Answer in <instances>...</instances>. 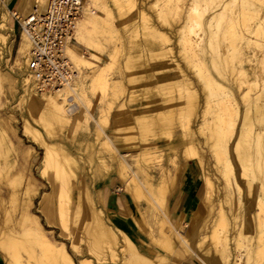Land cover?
Here are the masks:
<instances>
[{"label":"rangeland","instance_id":"obj_1","mask_svg":"<svg viewBox=\"0 0 264 264\" xmlns=\"http://www.w3.org/2000/svg\"><path fill=\"white\" fill-rule=\"evenodd\" d=\"M245 1L240 0L242 2L240 6L238 0L234 4L231 3L232 5L230 0H86V11L81 20L86 16L94 17L96 14L103 20H100L101 23L95 21L98 26L82 36H78L75 31L69 46L82 56L79 64L70 57L78 72L75 82L70 86L75 88L82 99L84 117L80 122L79 119H75L71 124H62V126L55 122L45 123L44 120H40L39 115H33L29 110L30 98L24 89L25 86H22V78L27 76L24 68L29 45L27 43V49L23 50L20 56L21 60L16 63L18 48L26 41V38L21 35V29L15 17L7 14L8 9L4 0H0V32L8 35L0 60V235L15 233L25 240L38 237L36 234L32 235L33 233L27 234L25 227L18 224L22 205L15 206L17 204L11 200L13 188L20 185V180H16L17 177L13 174L15 169L12 167L28 166L29 161H32L31 169L40 188L35 199V206L28 213H36L40 216L42 224L47 229L46 234L54 241L64 242L76 264H79L81 260L90 264H133L132 258H135V255L132 257L128 253L125 247L126 240L133 244L136 257L146 258L144 260L147 264L153 263L139 251L127 234H122L113 228L104 208L105 195L113 190L130 196L140 230L148 239V243L162 252L156 260L158 263L161 262V256L171 257L168 251L175 252L171 250L172 248L170 250L168 248L172 241L165 243L159 238L156 241L153 239L159 232L158 218L161 214L174 224L176 232L172 231L176 239L177 232L180 230L183 233L186 231L185 235L190 240L189 251L192 254L187 253L178 243L177 260H193L198 264H235L234 262L237 264L235 260L238 258L239 264H252V260L257 259L255 252L258 236V228L252 213L255 212V198L259 194L258 183L263 182L264 169L258 168L256 159L251 157L248 163V172H250L247 173V177H241V167L232 151V144L246 108L255 102L256 97L264 104V0ZM255 4H258L257 7ZM195 7L198 9L197 12L192 11ZM236 8H240L242 13L234 14L233 11ZM216 11L220 14L212 21V28L214 25L217 26H214L215 35L211 37L208 30L209 24L206 23L207 19L216 14ZM231 19L234 21L232 22ZM198 22L201 26L196 24ZM259 22L262 27L260 31L256 30ZM225 27L227 30L224 29ZM181 31L190 33L194 40L189 53L183 50V44L180 41ZM207 37L211 38L207 39ZM10 45L12 50H9ZM194 53L198 58H194ZM187 54L190 57H187ZM20 66L23 69H18ZM14 80L16 84L12 88ZM214 81L222 83L225 88L220 89L210 85V82L214 83ZM105 82L107 86H110L107 87ZM224 91L227 93L226 97L222 94ZM62 93L63 96L67 94L64 90ZM162 107L165 108L161 110ZM236 109L238 112L235 111ZM26 120L30 122L34 131L42 134L46 141L56 147L61 146L67 149L75 159L73 166L76 167L77 172V177L74 178L76 186L80 185L81 178L85 182L82 193L76 190L74 196V203L81 204L80 212H77L74 206L73 215L69 217L68 202L63 200L67 229L49 225L45 215L38 209L40 194L52 189L49 179L40 174L44 149L24 133ZM221 121L225 130L229 129L233 123L235 125L229 156L236 167L238 181L242 185V200L236 199L237 204L233 199L225 200L227 190L224 189L221 179L217 177L220 174L216 170L211 150L205 143V136L200 133L202 130L210 134L211 131H215L216 124ZM252 121V127H254L252 131L262 132L261 139L264 142V119L262 123H259L256 118ZM36 128L38 129L35 130ZM190 141L199 143V150L204 154L206 163L207 161L210 163L206 165L209 169L206 171L213 176L218 192L216 202L214 201L213 206H209L210 212L207 213L209 207L204 201L207 187L204 168H202L198 208L203 216V222H198L200 227L194 226L191 222L192 214L187 222L177 227L170 218L169 202L181 177V174H175L177 168L183 166L180 158L182 149ZM263 147L258 148L259 153L253 150L255 157L260 161L264 160ZM28 151L32 152L28 155L29 157L26 154ZM148 152H150L148 156L152 159L145 161L140 154ZM114 156L126 163L129 171L134 173L142 187L146 186L145 195L147 192L152 193L154 188L150 183L146 184L147 180H141L140 174L147 179L151 178L150 181L154 186L164 181L165 193L161 203L156 201L158 208L149 209L147 205L149 202L145 200L140 207L134 205L131 195L126 191L125 181L116 175L117 160ZM25 157L29 160L27 161ZM100 161H104L106 166L103 167ZM193 162L199 165L197 161ZM109 166L112 168L106 175ZM255 171L256 175L253 173ZM148 173H152V177ZM52 175L53 171L50 172V177ZM248 184L254 187L255 195L249 194ZM88 196L92 198L94 207L102 211L103 221L115 234L114 249L117 252L115 258L110 251L106 250L108 248L103 236L92 230L97 229L95 216L97 213L91 211L92 204ZM219 204L222 205L225 213L227 238L232 253L228 263L221 260L215 251L213 239L209 237L215 228H220V233L224 229L217 225ZM240 224L246 225L248 237L238 249L236 237ZM249 226H251L250 231H248ZM250 247L254 253L247 251ZM249 258H251L250 262ZM0 259L2 263L4 259L6 264V257L2 253H0ZM261 264H264V259H261Z\"/></svg>","mask_w":264,"mask_h":264},{"label":"bare ground","instance_id":"obj_2","mask_svg":"<svg viewBox=\"0 0 264 264\" xmlns=\"http://www.w3.org/2000/svg\"><path fill=\"white\" fill-rule=\"evenodd\" d=\"M236 2H237V0H230V4L231 3L234 4ZM35 3L38 4L40 11H43L45 0H33L30 12L33 10ZM240 3L242 4V2H240V0H238V5L241 6ZM257 5H256V7H257ZM224 8H226V7H224ZM222 9H223V7H222ZM222 9H221V11H222ZM192 11L197 12L198 9L195 7V8L192 9ZM223 11H224V14H225V10L224 9H223ZM255 11H256V9H255ZM233 12H234V14H237V13L241 14L242 13L240 8L239 9L236 8V10L233 11ZM219 14H220V12L217 13V11H216V14L214 13L213 16L210 19H207V23L203 19L206 24H209L208 25V27H209L208 30L210 31L211 37H212V35H215L213 33L214 26H217V25H214L213 28H212V23H213L212 21L215 20ZM91 17H87L86 16L82 20H81L82 17L80 18V20L78 21V24H77V28H76V32H77L78 36H82V35H84V33L91 32L92 29H95L96 26H98V24H96L95 21L99 22L100 20L101 21L103 20L97 14H96V16H94L92 18ZM192 18H193V16H192ZM195 18H196V15H195ZM189 19H191V17H189ZM101 21H100V23H101ZM231 21L233 22L234 19L233 20L231 19ZM261 22L257 23L256 30H258V31H260V29L262 28L261 27ZM196 24L201 26V23H199V22L196 23ZM203 25H204V23H203ZM224 29H226V27ZM209 31H206V32H209ZM22 35L26 38V41H27V42L24 41V45H23V50L25 51L27 49V43H28V45L30 47V42L28 41V38L24 34H22ZM216 35H218V34H216ZM211 37H209V38H211ZM209 38L207 37V39H209ZM7 39H8V36L6 34L0 32V60L2 59V55L4 53V51H3L4 50V45H5L6 41H7ZM180 41L183 44V50H187L186 52L189 53V50L194 45V40L192 39V36L190 35V33H186V32H182L181 31ZM68 53H69V55H68ZM66 55L69 57L70 60H71L70 57H72L76 63H78V64H79V62L81 63L82 56H80L71 47H67L66 48ZM193 55H194V58H195L196 57L195 53ZM18 57H20V56H18ZM187 57H190V55L188 56V54H187ZM196 58H198V57H196ZM203 59L205 60V58H203ZM192 60H194V59H192ZM19 69H23V68L20 66ZM99 76H101V75H99ZM184 76H187V75H184ZM101 77H103V76H101ZM22 80H23V85L22 86H25L24 89H25V91L27 92V94L29 95V98H30V101H29V110H30V112L33 115H35V114L39 115L38 117L40 118V120H44L45 123L55 122V123L61 124V125L62 124H71L73 122V120L79 119V122H80L81 118L84 117L83 114H82L83 113L82 112L83 102H82V99L78 96L79 94L76 92L74 87H71L70 85L66 86L63 89L67 93V94H65V96H63V93H62L63 90L51 91V93H49V94H46L45 93L46 91H44V92H42L43 94L39 95L29 85L30 80L28 79L27 76L26 77L24 76L22 78ZM246 81H248V80H246ZM249 82H247V83H249ZM99 83H100V80H99ZM210 83H211L210 85L216 86V87H218L220 89L225 88V86L222 83H220V82L214 81V83L213 82H210ZM243 83H245V81ZM105 84L107 86V82H105ZM109 86H107V87H109ZM12 88H13V86H12ZM222 94L225 97L227 96L226 95L227 93L225 91ZM230 95H231V93H230ZM256 98L257 99H255V102L252 103V105H250V106H248L246 108L243 120L241 121V126H240V128H238L236 130V136H235L233 144H232L233 145L232 151L236 155V160H237V162L239 164V167H241L240 176L244 177V178L247 177V175H248L247 173L250 172V171L248 172V168H249V164L248 163H249L251 157H254L256 159V166L258 168H262V170L264 169V160L260 161L258 158H256L255 157L256 154L253 151L255 149L259 153L260 151H258V148L263 147V144H264V142H262V139H261V133L262 132L261 133H259V132L256 133V130L252 131V128L254 129V127H252L253 126V121H255V120L252 121V119L256 118V120L259 123L264 119V104H262L263 102L261 103V101H259L258 97H256ZM235 111L238 112V109H236ZM250 113H252L253 117H252V115ZM227 115H226V117H228ZM211 120L213 121V119H211ZM204 122H202V123H204ZM24 124H25L24 133L28 134L30 136V138L35 143L39 144L44 149V155H43V158L41 160L40 174L43 177L49 179V181H50L49 183H50L51 189H52L49 192L45 191L44 194H40L41 200L39 202V208L38 209L41 211V213L43 215H45L46 221H47V223L49 225H51V226H61V228L63 230L67 229L66 228L67 227L66 226V211H65V208H64L63 200H67V202H68L67 213L69 214L68 215L69 217H71L73 215L72 212L74 211V206L77 209V212H80V209H81L80 205L81 204L79 205L78 203L77 204L74 203L75 202L74 201V196L76 194L75 193L76 190H78L77 191L78 193H80L82 191V188L85 186L84 185L85 182L83 181V178H81L80 179V185L78 183L79 186H76V184L74 182V178L77 177V172L75 170L76 167L74 168V166H73L74 163H75V159L70 155V153L67 151V149L65 147H61V146L56 147L51 142L46 141V139L44 137H42V134H39V132H36V131L33 130L32 126L30 125V122L28 120H26V122ZM204 124H203V126H204ZM45 125H47V124H45ZM209 126H211V125H209ZM234 126L235 125L233 123L232 126H230L229 129L225 130L224 127H223V123L221 121V122H219V124H216L217 128L215 129V131H211L210 134H207L206 132H204L202 130L200 131V133L205 136V143L208 145L209 149L211 150L210 152L212 153L213 162L215 163L216 170L220 174L217 177H219L221 179L220 181H222V183L225 186L224 189L227 190L228 194L225 193V194H227V196H226L227 198L225 197V200L230 201L231 199H233L234 203H236V201H237L236 199H238V201L242 200V196L243 195H242V185L238 181V177H237V174H236V167H235L233 161L230 159V156H229V154H231L230 153V141H231L232 135L234 133L233 132L234 131ZM12 129H13V127H12ZM37 129L38 128H36L35 130H37ZM210 129H211V127H210ZM262 130H263V128H262ZM208 131H210V130H208ZM192 134L193 133H191V135ZM262 136H263V133H262ZM29 145H31V144H29ZM256 147H257V149H256ZM263 148H262V150H263ZM199 149H200V147H199V143L198 142L195 143L194 141H190L188 144L184 145L180 156L183 158L185 163H187V162H189L191 160H193V161L195 160V161H197V163L199 164V166L201 168H204L205 184H206V187H207V191H206V195H205L204 201H205V204H208L207 207H209V206H213L212 204L214 203V201L216 202L215 199H216V196H217V192H218L217 190L218 189L216 187V183H215V180H214L213 176L211 175L210 172H208L209 169L206 167V165L210 164V163L208 161L206 163V159L204 158V154ZM31 153L32 152L28 151L26 154L28 156L29 154L31 155ZM253 153H254V155H253ZM114 154H115V152H114ZM149 154H150V152L142 153V154H140V157L143 160H145V161L148 160V159L150 161L152 158L148 156ZM263 154H264V152H263ZM28 157H25V158H27L26 159L27 161L29 160ZM114 158H116L115 160H117V166L115 167V171H116L117 175L119 177H121L122 180L125 181L126 191H128L130 193V195L132 196L134 204L136 205V207H140L141 206V202L143 200H145V201H147V203L149 202V206H152L153 209L158 208L156 202L154 204L153 201H152L153 199L151 198L152 199L151 200L150 197L148 198V196L144 194V191H143L144 189L141 186L142 184H140L138 179L135 177L134 173L132 174V172L129 171L128 166L126 165V163L119 157L117 158L116 156H114ZM138 161H139V159H138ZM100 162H101V165L103 167L106 166L104 161H100ZM32 164H33V162L29 161V165L28 166L24 165L23 167L22 166L21 167H16V166L12 167V168L15 169V173H13V174H14V176L17 177L16 180H18V179L20 180V185L13 188V192H12V196L13 197H12L11 200H12L13 203L17 204L15 206L22 205V213H21V217H20V219L18 221V224L23 226V227H25L27 234L33 233L32 235L36 234L38 237L37 238L35 237V238L31 239V240H25V238L23 239L20 236H17L18 234L16 235L15 233H3L2 235H0V253H2L6 257V264H76L73 261L70 253L66 249L65 243L64 242L54 241L46 234V230L47 229L42 224V222L40 220V216L38 214H36V213H31V214L28 213L31 210V208L33 206H35V199L37 198V196L39 194V188H40V186L37 184L38 180L34 176V173H33L32 169H31ZM111 168H112V166L108 167L106 175H108L109 171H111ZM206 169H208V171H206ZM83 170H84V168H83ZM250 170L252 171L254 169H250ZM51 171H53L52 177H50V172ZM145 171H143V172H145ZM218 172H217V174H218ZM253 173H255L254 175H256V171L253 172ZM148 174H150V173H148ZM261 176L263 177V175H261ZM250 179H252V178H250ZM263 182H264V179H263ZM263 182L258 183V185H259L258 186L259 194L256 195V198H255V212L252 213L253 214V218L255 219L256 226L258 228V236L256 238L257 239L256 240L257 251L255 252V254L257 256V259L256 260L255 259L252 260V264H261V259H264V183ZM147 183L148 182H146V184ZM164 186L165 185H162V187H160L159 194H158L159 196L155 197V200L157 202H159V203L162 202L161 198L164 196V193H165V187ZM249 186H250L249 189H248L249 194L255 195L256 191H255L254 187H252L251 185H249ZM147 193H149V192H147ZM88 198H89L90 203L92 204L93 202H92L91 197L88 196ZM82 205H84V203ZM92 205H94V204H92ZM65 206H67V204ZM219 207L220 208H219V216H218V219H217V221H218L217 225L220 226V227L222 226L224 229H223V232L220 233V231H219L220 228L219 229L215 228L211 232V235L209 237H211L213 239V241L215 243V251L219 254V257L221 258V260L223 262L225 261L226 263H228L229 258H231L232 253H231V250H230V247H229L230 243H228V238H227L228 234H227V229H226L227 225H226L225 213L223 211L222 205L219 204ZM16 208H18V207H16ZM82 210H84V209L82 208ZM98 210H99V212H102V211H100V209H98ZM139 210H140V208H139ZM85 212H86V210H85ZM209 212H210V207L207 210V213H209ZM82 213H83V211H82ZM85 215L87 216V214H85ZM95 216H96L97 229L100 231V234H103L104 230H105L104 229L105 225H104V223L102 221L103 219H102L101 215H99V214H96ZM155 216L157 217V214H155ZM215 217H217V216H215ZM228 218H229V216H228ZM202 220H203V216L200 214V209H196L193 212V217H192V220H191L192 224L194 226H199L198 224L200 222L202 223L203 222ZM245 221H246V219H245ZM158 222H159L158 223L159 224V227H158L159 228V232H158V235H157L158 238L162 242L165 241V243H170L172 241L170 243V245H172V247H170V245H169L168 248H169V250L172 248L171 249L172 251L175 250V245H174L173 240H172V238L174 236L173 234H175V233L172 231L173 229H172L170 223H168V221H166V219L162 218V217L158 218ZM237 222H239V221L237 220ZM235 224H237V223H235ZM237 226H239V225H237ZM250 227L251 226H249L248 231H250ZM200 230H201V228H200ZM208 230H210V229H208ZM246 231H247L246 225L245 224L244 225L240 224V228H239V231H238V234H237V237H236V242H237L236 244H237L238 249L241 248V246L243 245V241L246 240V238L248 237ZM202 232H203V230H202ZM185 233H186V231H185ZM185 233H183V232H181L179 230L177 232V239L180 242V246L183 247V249L186 250L187 253L192 254L189 251L190 250L189 247L191 245L190 244V240L187 238ZM110 234H111V238L113 240H115V243H116V237H115V234L113 233V231L110 230ZM191 236L192 235H190V237ZM204 238H205V236H204ZM234 238L235 237H233V239ZM105 240H106V244H107V248H108L106 250L110 251V253L112 254V257L115 258L117 256V252L114 249L113 242L109 241L107 238H105ZM200 240H202V238ZM124 250H126V249H124ZM247 251L249 253H251V252L254 253V250L251 247ZM128 253L132 257L135 255L132 251H128ZM126 258H128V257H126ZM140 259H141V257H140ZM132 260H133L134 264H145V262L142 261V259L138 260L136 255H135V258H132ZM250 260H251V258H249V262H250ZM235 261H237V264H239L238 262H240L238 258ZM234 263L236 264V262H234ZM79 264H90V263H86L85 260H81V262Z\"/></svg>","mask_w":264,"mask_h":264},{"label":"crops","instance_id":"obj_3","mask_svg":"<svg viewBox=\"0 0 264 264\" xmlns=\"http://www.w3.org/2000/svg\"><path fill=\"white\" fill-rule=\"evenodd\" d=\"M4 2L6 3V8L8 9L7 14L9 13V15L11 16V14L13 15L14 12H17L21 15H25V14L29 13L31 10L33 0H4ZM23 45H24V42L18 48V55H17L16 63H18L21 60V57H18V56H21L23 54ZM4 47H5V45H4ZM9 50H12V45L9 46ZM159 67H162V66H159ZM163 67H165V66H163ZM18 69H19V67H18ZM14 84H16L15 80L12 82V86ZM164 108L165 107H162L161 110ZM180 158L183 161L182 162L183 166H181L180 168L179 167L177 168V170H176L177 172L175 175L181 174V177H179V182H178L177 186H175L176 188H175L173 194L170 196V202H169L170 218L172 219L173 222H175L177 227L180 226L182 223L187 222L191 218L193 212L196 209H200V208H198L199 190H200V185L202 183V181H201L202 180V178H201L202 177L201 176L202 168L199 165H197L196 163H194L193 161H191L188 165H186L183 158L181 156H180ZM148 175H150L152 177V173H150ZM140 176H141V180L146 179L148 184L150 183L151 186L154 188L152 193H146V194H147L148 198L150 197V199L151 198L153 199V200L152 199L151 200L155 204V202H156L155 197L159 196L158 195L159 189H160V187H162V185H165L164 181H161V183H158L157 185L154 186L153 183H151V181H150L151 178L147 179V178H145L144 175H141V174H140ZM142 188L144 189L143 191L145 194V191L147 190L146 186L144 185V187H142ZM141 204H142V202H141ZM156 204L158 206V203H156ZM147 205H148L149 209L150 208H151V210L153 209L152 206H149V204H147ZM104 208L108 214L109 220H110L113 228L116 231L122 232L123 234H127L134 241V243L138 247L139 251L142 254H144L146 257H148L150 260L153 261L152 264H198L197 262H195L193 260H187V259L177 260V257H178V248H177L178 246L177 245H178V243L180 244V242L178 239H176L175 236H173V238H172L173 243L175 245V252L174 253L168 251L160 243L157 242L163 249L167 250L171 255V257L170 256H161V259H160L161 262L158 263L156 260L158 259L159 253H162V252L160 250L154 248L150 243H148V239L146 238L144 233L140 230V228L137 224V221L135 219V216H134V210H133V207L131 204V198L128 194L120 193L116 190L108 192L105 195ZM91 211L101 215V217H102V212H99V210L96 207H94V205H91ZM160 217L165 218V216L161 215V214H160ZM102 219H103V217H102ZM166 221H168V223H170L172 229L174 230V232H176L174 224L167 219H166ZM103 223L105 225V228L103 227L105 230L103 229L104 233L101 235L103 236L104 239L107 238L109 241H112L113 244H115V240H113L111 238L110 227H108L104 221H103ZM92 230L95 232H98V234H100L99 233L100 231H98L97 229H92ZM157 235H155L153 237V239H155V241L158 238ZM121 238H122V235H121ZM126 242H127V245L125 246L126 249L128 251H132L136 255L135 249L132 246L131 242L129 240H126ZM125 247H123V248H125ZM137 258H138V260L142 259V261H144L145 264H147V262L144 260L145 258L144 259L142 257H141V259H140V257H137ZM4 261L5 260L3 259V263H2V260L0 259V264H4ZM154 262H157V263H154Z\"/></svg>","mask_w":264,"mask_h":264},{"label":"built area","instance_id":"obj_4","mask_svg":"<svg viewBox=\"0 0 264 264\" xmlns=\"http://www.w3.org/2000/svg\"><path fill=\"white\" fill-rule=\"evenodd\" d=\"M85 11L86 0H45L43 11L35 3L25 15L13 13L21 35L30 42L25 73L36 92L63 90L75 82L78 72L66 55V48Z\"/></svg>","mask_w":264,"mask_h":264}]
</instances>
